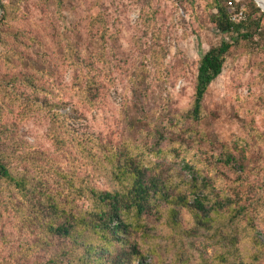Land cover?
I'll list each match as a JSON object with an SVG mask.
<instances>
[{
  "label": "rangeland",
  "instance_id": "rangeland-1",
  "mask_svg": "<svg viewBox=\"0 0 264 264\" xmlns=\"http://www.w3.org/2000/svg\"><path fill=\"white\" fill-rule=\"evenodd\" d=\"M214 1L0 0V150L16 170L49 194L63 186L67 195L73 180L112 191L102 145L171 171L176 183L192 173L210 177L212 198L228 197L242 210L237 226L224 229L239 230L238 251L219 247L207 230L183 237L157 215L147 218L150 232H137L134 241L149 264H264V30L231 52L201 118L189 116L202 57L228 40L213 24ZM224 1L235 21L244 18V6ZM228 156L235 167L219 162ZM72 198L76 209H93L88 198ZM23 203L0 187V264L48 260ZM181 220L194 228L188 213Z\"/></svg>",
  "mask_w": 264,
  "mask_h": 264
},
{
  "label": "trees",
  "instance_id": "trees-1",
  "mask_svg": "<svg viewBox=\"0 0 264 264\" xmlns=\"http://www.w3.org/2000/svg\"><path fill=\"white\" fill-rule=\"evenodd\" d=\"M236 3V0H231L230 5L235 4L238 10L241 6L245 7L244 18L240 21L233 19L232 7H228L227 1H214L216 14L212 18L213 24L228 40L215 45L200 61L193 109L189 115L192 119L201 118L207 92L222 75L231 52L243 41L252 40L264 30V13L253 0ZM59 115L55 113L52 116L54 125L58 124ZM61 117L68 122V114ZM61 127L67 135H74L64 125ZM72 141L86 150L81 140ZM1 142L2 132L0 149ZM53 142L59 146L64 143L55 132ZM99 149L100 152H108L105 159L111 166L110 174L116 189L103 192L77 187L73 180L72 184L66 182L67 195L63 186H59L61 189L58 193L49 194L43 184L35 185L28 174L13 167L10 154L0 150V187L5 186L16 193L24 200L22 205H28L25 222L40 229L36 244L50 253L48 260L36 264H149L134 237L139 231H143V234L150 232L147 218L153 215L164 220L168 228L179 236H195L207 230L219 241V247L239 250L237 246L243 241L239 230L225 233L224 229L231 227L230 223L234 221L237 226L243 212L228 197H224L223 202L212 198L210 190L214 188L210 177L192 173L190 179H181L176 183L171 171L158 166L147 167L142 158L121 151L116 153L119 151L102 145ZM235 161L231 156L219 159V162L231 168L235 167ZM186 167L192 171L189 166ZM57 176L68 180V176L60 172ZM73 196L88 198L93 202V209H76L70 200ZM24 209H20L21 213ZM225 209L228 211L224 212ZM184 212L193 219L194 228L183 227L181 216ZM54 239L67 242L70 247L55 250ZM99 242L104 243L105 247H99ZM256 246L259 247L260 243L257 242Z\"/></svg>",
  "mask_w": 264,
  "mask_h": 264
},
{
  "label": "bare ground",
  "instance_id": "bare-ground-1",
  "mask_svg": "<svg viewBox=\"0 0 264 264\" xmlns=\"http://www.w3.org/2000/svg\"><path fill=\"white\" fill-rule=\"evenodd\" d=\"M255 1L260 6V8L264 11V0H255Z\"/></svg>",
  "mask_w": 264,
  "mask_h": 264
}]
</instances>
